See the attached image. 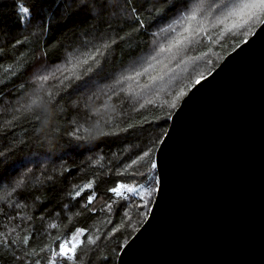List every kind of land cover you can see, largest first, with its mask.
<instances>
[{
    "label": "snow or ice",
    "instance_id": "obj_1",
    "mask_svg": "<svg viewBox=\"0 0 264 264\" xmlns=\"http://www.w3.org/2000/svg\"><path fill=\"white\" fill-rule=\"evenodd\" d=\"M7 8V12H0V100L9 90L15 97L19 96L17 88L35 87L17 100L15 106L10 104L6 110H0V218L7 221L0 223V262L110 264L111 255H98L101 242L117 232L115 221L110 217L121 208L127 212L131 207H141L134 203V197L138 196L146 204L156 187L151 181L141 186L136 181L130 185L119 179L111 180L112 169L104 171L103 165L98 174L84 177L82 183L65 185L63 174L68 173V168L61 166L57 175L55 168L48 172L47 163L60 159L58 153L64 147L93 152L136 127L128 123L127 127L113 129L112 117L99 115L109 107L108 103L99 102L100 98L105 101L118 98L117 89L122 90L123 85L136 78L143 79L147 69L153 68V63L148 61L159 64L158 57L164 53L169 54L168 63L162 66L160 74L149 76V83L143 87L151 89L160 85L162 90L169 82L177 81L173 66L180 65L176 61L179 59L180 64H185V60L197 59L187 56V48L201 34L200 25L193 26V22L205 13H218V23H230L229 31L239 29L247 38L264 27V0H213L211 3L206 0H9ZM161 38L165 40L163 44L158 43ZM247 42L242 39L236 47L240 49ZM20 49H26L30 55L22 59L25 57L22 51L13 59L9 50ZM137 49L148 50L146 60L133 59ZM117 50L119 57L114 55ZM53 56L62 61L54 68L50 66ZM182 71L188 72V67ZM50 81H57L55 93L44 90L43 86ZM206 81L204 73L197 72L175 91L170 106L175 107L177 100L188 97ZM93 98L99 102L94 110L89 107ZM61 102L66 128L54 126L55 113L51 111ZM94 118L95 124L87 126ZM167 118L172 119L170 115ZM21 121L30 123V129L21 128ZM6 139L9 142L4 144ZM146 157L152 168L158 163L161 167V160L153 161L149 150L130 163L118 161L117 177L129 174L143 177L138 169L131 173L129 169ZM102 159L97 156L92 163L100 164ZM56 180L61 185V199L55 207L60 211L53 214L39 203L40 197L36 194L39 189L30 185L51 186ZM156 184L162 185V177ZM28 200L37 203V211L43 208L39 217L31 211ZM101 216L103 220L99 219ZM50 218L52 222L45 224ZM57 219L63 224V231L51 237L49 243H33L36 237L47 240L50 231L59 230ZM89 221L95 222V226ZM37 222L40 227L36 226ZM24 225L30 235L21 234L25 231Z\"/></svg>",
    "mask_w": 264,
    "mask_h": 264
},
{
    "label": "water",
    "instance_id": "obj_2",
    "mask_svg": "<svg viewBox=\"0 0 264 264\" xmlns=\"http://www.w3.org/2000/svg\"><path fill=\"white\" fill-rule=\"evenodd\" d=\"M245 40L171 113L162 185L116 264H264V27Z\"/></svg>",
    "mask_w": 264,
    "mask_h": 264
},
{
    "label": "trees",
    "instance_id": "obj_3",
    "mask_svg": "<svg viewBox=\"0 0 264 264\" xmlns=\"http://www.w3.org/2000/svg\"><path fill=\"white\" fill-rule=\"evenodd\" d=\"M8 3L9 0H0V12H7ZM152 30L155 31V29ZM55 35L56 33L53 34L54 37ZM242 39L244 38H242L241 36H232L219 40L216 45H214V48L217 52L221 53V57L215 65H217L223 58V56L232 48H234ZM207 47L208 45H204L200 48V50H204ZM22 51L25 53V57H22V59L30 55V53L26 49H20L16 52H11L9 50V54L13 59H15L17 56H20V52ZM146 51L147 49L144 52H141L139 49H137V55L136 57H133V59L142 55ZM114 55L116 57H119V50H117ZM60 61V59H57L55 56H53L50 64H56ZM128 62L129 61L126 58L125 64H127ZM21 79H27V77H22ZM56 84H49L48 88L45 91L51 90L53 93H55L57 91ZM31 89L32 88L30 87H26L24 90H19L17 88L16 91L19 92V96L15 97L9 90V94L5 95L3 99L0 100V110H6L10 104L12 106H15L16 101L21 97L26 96V94L29 93ZM111 101V104H108L109 107L107 109V112H101L99 113V115L104 117L111 116V127L113 129H115L117 126L127 127L128 123H131L136 127L130 129L128 133H121L119 138H115V142L105 143L104 145H101L99 148L95 149L93 152H85L78 149L73 150L70 147L62 148L58 153L61 158L58 160L53 159L51 162L47 163L46 167L48 169V172L51 173L53 168H55L57 175H59L61 166L67 167L68 173L63 174L65 177L64 183L65 185H71V183L73 182L82 183L84 177L91 178L92 173L98 174L101 171L100 165H103L104 171L112 169L111 180L119 179L120 182L123 183H131L132 181H136L139 184H147L148 181H151L152 184L156 187V171L155 168L151 167V163L148 162L147 157L144 158V160H142L139 164L133 165V167L129 169V173L138 169L140 173L144 174L143 177L141 175L131 176L130 174L117 177V163L118 161H125L127 163H130L131 160L135 159L137 155H140L142 152L149 150H151V159L154 161V153L156 147L159 144L168 126L169 120L167 116L171 115L178 103L175 104V107L155 103H149L141 107H132L128 103V100L123 93H120V99L115 97ZM81 107L83 108V104L81 105ZM89 107L94 110L95 106L91 103V101L89 102ZM63 109L64 104L61 102L51 110L55 113V115L53 116V119L55 120L54 126H58L60 128H66L68 126L64 119ZM56 115H59L60 118L56 119ZM81 122L83 123V121ZM93 124H95V118L87 122V126H92ZM30 127V123H24L23 121H21V128L30 129ZM19 135L22 136L23 132H20ZM8 142V139L3 141L4 144H7ZM121 153H123V155H121ZM97 156H102L103 159L100 160V164H93L92 160L96 159ZM89 157L90 159H86ZM82 162L84 163L82 164ZM120 166L122 167V164ZM103 179L107 180L108 177H104ZM106 186L107 185H102V187ZM30 187L39 189V191L36 193L40 197L39 203H43L45 207L49 208L53 212V214L60 211L59 208L55 207V205L61 199L59 195V189L61 185L59 184L58 180L54 181L51 186L46 183L44 187H41V185L37 183L35 185H30ZM45 187L47 188V190H45ZM154 195L155 192L153 193L152 198L148 201L149 206L145 213L141 217H139L137 221H135V227H132L131 222L128 221L127 213L123 208H121L118 212L114 213L113 216L110 217V219H114L115 221L114 226L117 228V232L113 233L110 237L101 242L102 247L98 255H111L112 260L110 261V264H116L117 255L115 254L119 252L121 248L119 246L124 244V242L134 233V231L145 219L148 214V209L150 208V205L153 201ZM27 202L31 208V211L34 212L37 217H39L40 212L43 211V208L37 211V203H34L33 200H28ZM99 203L100 202L98 200V206ZM5 209L7 210V205H5ZM99 219L103 220V216H101ZM19 222L20 221L17 220V223ZM51 222V218L44 221L45 224ZM0 223H7V221L3 218H0ZM56 223L60 224L59 230L50 231L47 240H42L41 238L36 237L33 240V243L41 245L43 243H49L51 241V237L59 234L60 231H63V224L60 223L59 219L56 220ZM89 223L95 226V222L89 221ZM36 226L40 227L38 222ZM24 227L25 231L21 234L30 235V230L27 229V225H24ZM0 264H3V262H0Z\"/></svg>",
    "mask_w": 264,
    "mask_h": 264
},
{
    "label": "rangeland",
    "instance_id": "obj_4",
    "mask_svg": "<svg viewBox=\"0 0 264 264\" xmlns=\"http://www.w3.org/2000/svg\"><path fill=\"white\" fill-rule=\"evenodd\" d=\"M207 3L213 2V0H206ZM218 13L216 15H209L205 13L204 16L200 17L197 21L193 22V26L196 24L200 25L201 28V34L197 36L191 44V47L187 48V56L193 57L196 56L197 59L195 61L191 60H185V64H180L179 59L176 61V64H179V68H174V74H178V79L175 82H169L168 87H163L161 90L160 85L153 87L151 89H145L143 86L145 84L149 83L148 77L149 76H156L161 73L162 66L166 65L168 63L169 54L164 53L161 56L158 57L160 63L156 64L153 61H148V63H153V68L147 69V74L144 76L143 79L136 78L134 81L128 82L126 85L122 86V90L117 89L119 92L118 99H120V93H123L125 97L128 100V103L132 107H141L146 104H149V101L151 103L155 104H162L166 106H170L173 102L172 98L175 95V91L180 90V88L187 83L188 80L191 79L192 76H195L197 72H203L204 75L208 73L218 62V60L221 57V53L217 52L214 48V45L219 40H222L227 37H237L241 36L245 39L243 35V31H240L239 29L233 28L230 31L228 30L231 25L228 22H217ZM247 29H244L246 31ZM167 35V34H166ZM171 38L170 36L168 37ZM165 42L164 38L159 39L158 43L163 44ZM204 45H208V47L204 50H200L201 47ZM200 53H204L203 56H200ZM148 55V50L143 53L142 55L138 56L135 59L143 58L146 60ZM212 61L211 64L208 63V61ZM62 63L60 61L56 64H50L51 67L59 66ZM143 66L147 68V63H144ZM187 66L188 72L182 71V69ZM139 70V69H138ZM164 71H167L166 68H163ZM57 81H50L49 83L45 84L44 90L48 88V85L56 84ZM32 87H35L33 85ZM30 87V88H32ZM188 89L185 88V91ZM32 91V89L29 91V93ZM111 95V93H109ZM25 97V96H24ZM113 97L112 99H114ZM117 98V97H116ZM180 99L175 102V104L179 103ZM99 102H106L108 104H111L110 101H105L103 97L100 98ZM98 101L93 98L91 103L95 106ZM130 185L132 184L129 183ZM141 186H146L147 184H140ZM135 186V185H132ZM135 204L141 205V207H131L128 209L127 213V219L131 222L132 227H135V221L139 217H141L145 211L147 210L149 203L147 202L145 204V201L140 200V198L134 197L133 198Z\"/></svg>",
    "mask_w": 264,
    "mask_h": 264
},
{
    "label": "bare ground",
    "instance_id": "obj_5",
    "mask_svg": "<svg viewBox=\"0 0 264 264\" xmlns=\"http://www.w3.org/2000/svg\"><path fill=\"white\" fill-rule=\"evenodd\" d=\"M156 171V170H155ZM156 177H157V173H156ZM156 187H157V185H156ZM151 206V205H150Z\"/></svg>",
    "mask_w": 264,
    "mask_h": 264
}]
</instances>
